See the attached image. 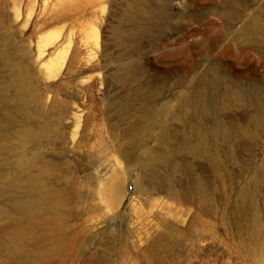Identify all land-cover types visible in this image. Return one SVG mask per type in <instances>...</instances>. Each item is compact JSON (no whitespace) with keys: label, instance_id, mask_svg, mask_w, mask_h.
<instances>
[{"label":"rangeland","instance_id":"obj_1","mask_svg":"<svg viewBox=\"0 0 264 264\" xmlns=\"http://www.w3.org/2000/svg\"><path fill=\"white\" fill-rule=\"evenodd\" d=\"M0 264H264V0H0Z\"/></svg>","mask_w":264,"mask_h":264},{"label":"built area","instance_id":"obj_2","mask_svg":"<svg viewBox=\"0 0 264 264\" xmlns=\"http://www.w3.org/2000/svg\"><path fill=\"white\" fill-rule=\"evenodd\" d=\"M132 188H133L132 186L129 187L130 190H132Z\"/></svg>","mask_w":264,"mask_h":264}]
</instances>
